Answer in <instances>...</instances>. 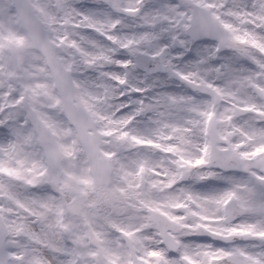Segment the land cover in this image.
I'll use <instances>...</instances> for the list:
<instances>
[{"label": "flooded vegetation", "instance_id": "obj_1", "mask_svg": "<svg viewBox=\"0 0 264 264\" xmlns=\"http://www.w3.org/2000/svg\"><path fill=\"white\" fill-rule=\"evenodd\" d=\"M185 13L191 11L182 10L181 17ZM247 27L244 25V31ZM229 34L222 52L228 56L214 66L215 81L206 84L220 95L219 104L209 96L189 92L170 76L169 90L133 113L120 115L125 106L116 105L113 116L120 118L121 134L125 135L109 142L104 137V153L113 155L120 148L122 155L135 158L132 191L136 196L120 225L131 232L138 264H212L227 257L237 264H264V54L247 32ZM134 38L133 34L126 36L129 42L120 46L153 55L148 46L143 47L147 40ZM215 47L218 50L217 44ZM215 54L192 68L172 70L205 84V68ZM110 62L111 56L104 52V63ZM241 65L246 69L236 67ZM114 100L116 103L117 98ZM120 122L106 124L114 127ZM213 125L215 137L210 136ZM21 141L13 144L0 139V190L6 184V166L10 171L24 167L20 155L26 148ZM12 155L18 162L6 157ZM209 177L214 183L200 187ZM228 208L232 220L227 218ZM148 209L170 221L169 243L150 223ZM199 227L235 240L207 239L208 235L196 232ZM123 251V262L129 264V250L124 247Z\"/></svg>", "mask_w": 264, "mask_h": 264}, {"label": "rangeland", "instance_id": "obj_2", "mask_svg": "<svg viewBox=\"0 0 264 264\" xmlns=\"http://www.w3.org/2000/svg\"><path fill=\"white\" fill-rule=\"evenodd\" d=\"M128 1L129 3H132L133 0ZM226 1L227 0H198V2L204 4L206 3L209 6H214L216 9L223 8L221 6L224 5V3L226 4ZM8 2L10 1L0 0V21L3 19L2 13H4L9 7L10 3ZM32 2L36 10L45 17L44 20L48 24V27L52 25V22L50 20L53 19L54 21H59L61 17H63L54 15V0H32ZM65 2L67 4L69 3V0H64V3ZM234 3L238 5L237 2ZM256 8H263L262 14L264 15V4L256 3L255 9ZM236 9H238L237 6ZM229 12H232V8ZM252 13L253 18H259V13H257L256 11ZM98 14H104V12L101 11ZM47 18H49V20ZM94 20L93 22L97 24L95 26H97V28L99 29H102V25L106 27L113 25L109 20L108 22L96 21V19ZM224 21L227 24L234 25L230 22L229 19H224ZM142 23H144L145 25H150L151 20H144L142 21ZM124 24L128 26L132 24V22L129 21ZM9 25V31L13 35V38L16 40V46L14 50L13 48L12 50L15 55H17L18 63L20 67H22L21 74L24 78V80L22 78L25 88L24 93H26V96L38 107V109L41 111V115L50 125H52V127L58 134L59 140H61V142L63 143L62 148L64 151V175L60 185V205L67 206L68 201L66 200V198L69 196L71 198H73L74 196H81L83 198L82 214L81 216H79V219L75 221L77 224L78 232L75 235L73 233L69 234L71 241L75 239L74 242H76L80 246V248L83 249L86 254H88L87 256L83 257V260H85V264H123V261L121 260L124 258H121V249L117 247V237H111L109 239V242L107 241L109 243V246L107 245V247H104V227L107 223L109 224L110 220L106 212L104 213L105 210L102 209V206H108L114 211L116 205L113 202L118 200L114 196V191L118 189L119 186L121 187V185H116L115 183H113L107 186L105 191L104 187L100 188L94 185L86 163V159L81 152V146L79 143H77L75 133L72 128L69 127L61 111L59 97L56 91L53 89L51 83H49L48 79L44 77V71L42 69L44 63L42 57L40 56V54L36 53L33 50L32 45L26 33L21 28L17 18L12 19ZM53 30L55 31V34L58 35V39H60L62 38L64 33L70 30V27L66 26L63 30L60 22L53 28ZM131 30L139 33V28H131ZM72 32L79 31L72 30ZM255 35L256 36L254 37V39H258V41L263 42V45H261V49L264 50V34L255 32ZM133 36H136L135 38L139 40H144L145 38H147L146 40H148L147 33H145L144 35H137L133 33ZM2 38L6 42L5 49L10 48V43L6 38V35H4V37L2 36ZM72 41L76 43V37L71 38V41L68 40L67 43H73ZM149 43L150 42L148 41L143 47L149 46ZM76 44L78 45V43ZM68 51L69 50L62 49L58 58L63 60V62L69 68H73V64L76 63H74L69 58V55L71 54L69 52V55H67ZM82 52L83 56L88 57L89 53L92 51L84 52V50L82 49ZM93 57L96 61L97 56ZM6 70L7 69H2L1 72H4ZM80 72V68H74V74L85 91H88L91 86L97 88V83H92L96 82L95 80L81 78ZM215 74L216 71L213 69L211 76L209 77L211 79V82L215 81ZM101 84L103 83H100V85ZM40 88L42 92H40ZM112 89H115V85L113 84ZM95 92L97 94L95 96L99 98L100 92L93 89V93ZM112 94L114 97L119 95V93L115 91H112ZM21 95H23V93ZM3 96L4 95L0 92V99L7 100V98ZM20 96L15 97L14 99L20 100ZM2 100H0V112L3 116L2 121H4L7 117V113L11 114V111L7 110L6 112L4 110L5 107ZM116 105L118 104H109L105 102L104 107H106V110H104V112L109 110L113 112ZM100 109L101 107L99 106L96 108V110L98 111ZM14 113L17 117L21 115L19 110H14ZM102 126L104 125L102 124ZM120 126L121 125L119 124L116 128L119 129ZM29 143L34 149V153L37 154V147L32 136H30ZM29 157V168L34 167L38 164V162H40V164H43L41 157L39 161L38 159H35L30 153ZM11 159L13 160V157H11L10 160ZM31 161H33V164L30 163ZM29 182L32 183L31 175H29ZM18 190L13 192V195L15 197L12 195L9 196V198L12 197V201L14 202L11 201L3 203L2 205V210L4 211L10 230V236L7 240L9 264H72L71 260H69V258L67 257L68 254H63L68 253L69 249L64 244V237L62 234L63 229H59L58 224L62 223L64 228L67 226L72 228V219H63V214L60 215L61 217L57 215L56 218H54V215L52 214L45 215V211L42 210V206H47L45 199L35 201L34 199H30L29 197L24 198L26 197V195L22 196L23 193L20 194V191ZM116 193H118L117 190ZM115 211L116 212L114 214L121 212V210L117 209H115ZM111 218L112 216L110 217V219ZM32 219L35 220V224L33 223ZM68 219L70 220L69 222ZM21 234L23 237L21 236ZM23 249H25L24 254L22 253ZM53 253L54 255H51Z\"/></svg>", "mask_w": 264, "mask_h": 264}, {"label": "snow or ice", "instance_id": "obj_3", "mask_svg": "<svg viewBox=\"0 0 264 264\" xmlns=\"http://www.w3.org/2000/svg\"><path fill=\"white\" fill-rule=\"evenodd\" d=\"M66 6L71 7L80 18H94L101 11L107 14L110 7L108 0H69ZM221 7L226 8L227 5ZM182 8L178 0H143L137 10L141 22L137 23L134 18L128 27L141 29L139 33H135L137 35L147 33L150 41L148 50L153 53L151 56L136 54L128 47L113 44L107 36L101 39L100 34L93 36L80 33L78 43L84 52L104 51L111 56L110 63L93 65H88L84 58H81L77 64L81 69V78H102L115 85L117 93H122L117 96L116 103L125 106L120 108V115L133 113L141 104L149 103L150 98L168 91L170 86L167 81L173 67L178 71L183 70L194 63H200L206 57H211L212 52L216 54L210 59V63L214 66L221 65L226 53L216 49L214 39L202 36L208 27L204 19L195 12L190 17L187 13L181 17ZM154 18L156 23L151 26L142 23ZM121 25H124L123 21ZM156 53L159 55H155ZM73 54L76 55L75 52ZM171 78L179 79V76ZM8 135V128L0 126V139ZM207 181L199 186H211L214 178L209 177ZM261 182L264 183V178Z\"/></svg>", "mask_w": 264, "mask_h": 264}, {"label": "water", "instance_id": "obj_4", "mask_svg": "<svg viewBox=\"0 0 264 264\" xmlns=\"http://www.w3.org/2000/svg\"><path fill=\"white\" fill-rule=\"evenodd\" d=\"M20 17L24 27L30 32L35 46L43 51L47 57L48 65L56 81L57 88L60 92L63 107L69 120L76 126L78 133L83 141L86 153L88 155L96 184H103L104 178L109 173L104 172V160L98 157V146L94 142L87 130L92 127V122L81 106H75L74 100L78 99L76 88L74 87L70 73L65 71L60 63L53 58L54 46L49 44L45 32L41 29L40 22L33 14L32 8L27 0H15ZM197 10L200 9L195 7ZM197 14V13H196ZM36 127L42 134V143L48 156L50 171L54 178L61 176L60 151L50 133L43 124L33 115ZM0 264H7L4 251V241L0 238Z\"/></svg>", "mask_w": 264, "mask_h": 264}]
</instances>
